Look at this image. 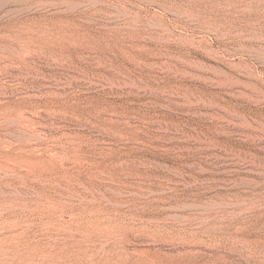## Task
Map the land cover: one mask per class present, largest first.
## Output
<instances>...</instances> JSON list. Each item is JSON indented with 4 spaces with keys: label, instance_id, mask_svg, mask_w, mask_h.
I'll return each instance as SVG.
<instances>
[{
    "label": "rangeland",
    "instance_id": "374dc122",
    "mask_svg": "<svg viewBox=\"0 0 264 264\" xmlns=\"http://www.w3.org/2000/svg\"><path fill=\"white\" fill-rule=\"evenodd\" d=\"M25 19L0 15V264H264V0Z\"/></svg>",
    "mask_w": 264,
    "mask_h": 264
},
{
    "label": "bare ground",
    "instance_id": "6f19581e",
    "mask_svg": "<svg viewBox=\"0 0 264 264\" xmlns=\"http://www.w3.org/2000/svg\"><path fill=\"white\" fill-rule=\"evenodd\" d=\"M90 1L92 0H0V15L14 11L20 18L26 16L28 25L47 31L68 32L75 28V16L80 14L81 7ZM34 26L29 27L35 28Z\"/></svg>",
    "mask_w": 264,
    "mask_h": 264
}]
</instances>
